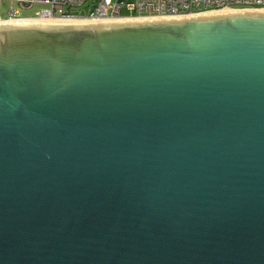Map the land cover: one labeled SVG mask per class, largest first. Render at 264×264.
<instances>
[{
    "label": "water",
    "instance_id": "95a60500",
    "mask_svg": "<svg viewBox=\"0 0 264 264\" xmlns=\"http://www.w3.org/2000/svg\"><path fill=\"white\" fill-rule=\"evenodd\" d=\"M0 264H264V9L0 23Z\"/></svg>",
    "mask_w": 264,
    "mask_h": 264
},
{
    "label": "built area",
    "instance_id": "2783aa9c",
    "mask_svg": "<svg viewBox=\"0 0 264 264\" xmlns=\"http://www.w3.org/2000/svg\"><path fill=\"white\" fill-rule=\"evenodd\" d=\"M2 1V0H0ZM9 13L12 5L31 8L34 4H47L49 12H37L31 19L87 20L103 21L129 18L177 17L229 9H264V0H8ZM91 2L87 16H74L69 13L73 6ZM21 17H7L19 19ZM25 18V17H24ZM2 20V19H0Z\"/></svg>",
    "mask_w": 264,
    "mask_h": 264
},
{
    "label": "rangeland",
    "instance_id": "374dc122",
    "mask_svg": "<svg viewBox=\"0 0 264 264\" xmlns=\"http://www.w3.org/2000/svg\"><path fill=\"white\" fill-rule=\"evenodd\" d=\"M91 2H85L82 5L73 6L69 9V13L74 16H87L91 11ZM10 1L8 0H2L0 1V18H6V17H21V18H29L34 17L37 12H49V5L47 4H34L31 8H21L18 6L17 3H14L12 5V13H9L10 9Z\"/></svg>",
    "mask_w": 264,
    "mask_h": 264
},
{
    "label": "bare ground",
    "instance_id": "6f19581e",
    "mask_svg": "<svg viewBox=\"0 0 264 264\" xmlns=\"http://www.w3.org/2000/svg\"><path fill=\"white\" fill-rule=\"evenodd\" d=\"M232 9V8H231ZM240 9H246V8H240ZM226 11H230L229 8H223L221 10H217V11H210V12H205V13H214V12H226ZM136 19H143V18H136ZM9 21H55V22H64V21H84V20H57V19H21V20H0V23H4V22H9Z\"/></svg>",
    "mask_w": 264,
    "mask_h": 264
},
{
    "label": "crops",
    "instance_id": "0c3cea01",
    "mask_svg": "<svg viewBox=\"0 0 264 264\" xmlns=\"http://www.w3.org/2000/svg\"><path fill=\"white\" fill-rule=\"evenodd\" d=\"M0 19L5 20V19H7V17L6 18H0Z\"/></svg>",
    "mask_w": 264,
    "mask_h": 264
}]
</instances>
